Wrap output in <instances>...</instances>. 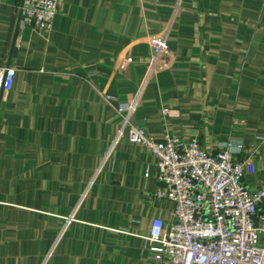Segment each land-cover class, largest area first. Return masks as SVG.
<instances>
[{
    "label": "crops",
    "instance_id": "obj_1",
    "mask_svg": "<svg viewBox=\"0 0 264 264\" xmlns=\"http://www.w3.org/2000/svg\"><path fill=\"white\" fill-rule=\"evenodd\" d=\"M23 1H0V65L17 70L0 95V264H160L144 236L173 205L156 159L128 130L112 146L141 87L133 125L241 143L246 185L264 186V0H59L49 34L22 24Z\"/></svg>",
    "mask_w": 264,
    "mask_h": 264
},
{
    "label": "built area",
    "instance_id": "obj_2",
    "mask_svg": "<svg viewBox=\"0 0 264 264\" xmlns=\"http://www.w3.org/2000/svg\"><path fill=\"white\" fill-rule=\"evenodd\" d=\"M59 5V0H24L21 22L49 34ZM168 31L159 37L146 78L155 74L167 51ZM16 73L15 67L0 65V95L12 90ZM141 91L125 112L117 109L121 124L112 146L128 130L129 141L156 159L157 196L173 205L172 220L152 219L144 236L160 264H264V186L251 190L246 185L249 156H239L243 145L226 141L208 152L197 139L186 142L168 131L160 139L149 135L131 123ZM103 97L110 101L108 93ZM74 218V212L66 217L60 232Z\"/></svg>",
    "mask_w": 264,
    "mask_h": 264
}]
</instances>
